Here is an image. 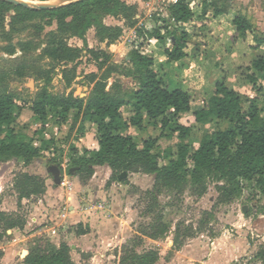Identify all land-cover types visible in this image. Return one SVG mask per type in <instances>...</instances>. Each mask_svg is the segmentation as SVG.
<instances>
[{"label": "trees", "instance_id": "obj_1", "mask_svg": "<svg viewBox=\"0 0 264 264\" xmlns=\"http://www.w3.org/2000/svg\"><path fill=\"white\" fill-rule=\"evenodd\" d=\"M197 1L178 0L177 3L161 5L162 11L153 18L156 26H139L138 8L127 0H82L60 9L42 11L0 0V44L8 42L3 51L9 56L18 52L28 55L38 50V44L32 40L14 43L15 35L19 36L31 28V25H26L30 17L41 16L50 24L56 22L58 29L49 34L41 53V58L48 61L47 67L39 73L41 80L51 83L53 76L60 71L66 89H71L77 78L75 64L84 56L85 50L100 70L106 68L101 77L96 74L88 77V84H93L88 97L75 96L74 91L68 95H54L44 88L30 109L35 123L42 126V133L50 121L61 127L72 119L74 124L70 134L78 123L80 135L85 133L87 123L96 127L98 150L84 149L81 152L75 145L70 146L68 172L74 169L82 184L93 178L96 167L111 170L108 186L113 182L128 184V178L120 181L123 173L145 174L154 178L153 188L141 192L148 201L146 213L153 215L155 221L141 236L130 241L134 245L122 247L119 264H158L160 253L157 249L140 253L137 248L144 238L157 241L168 232L159 201L163 191L189 192L191 197L201 199L209 192L210 185L215 184L220 204H227L241 198L249 185L264 196V55H255L247 69V80L256 91V97L229 88L226 78H222L216 81L210 99L195 109L193 94L181 88L170 89L163 75L155 69L154 55L145 53L143 44L134 49L130 59L125 61L130 65L127 71L113 63L108 50L88 49L87 35L92 29L96 39L101 44L107 43L108 49L120 40L124 29L104 23L105 18L113 17L124 21L125 27L136 29L138 37L145 42L157 40L168 61L179 62L187 57L186 49L192 42V34L185 25L199 22L200 31L206 30L209 9L215 16L234 13L233 25L239 35L245 37L248 32L253 33L258 43L256 49H264V35L255 31L242 11H235L236 0H203L198 15L195 12ZM10 10L16 15L8 32L5 19ZM72 38L82 40L84 48L71 46L69 40ZM24 74L20 69L18 76L23 77ZM113 77L115 81L108 90L109 79ZM123 78H130L136 89L125 90ZM124 108L131 109L127 117ZM22 111L14 93L0 91V169L11 162L30 166L36 160L47 158L49 153L52 156L48 158V166H58L63 173L62 163L57 159L60 141L42 139L41 146L36 147L35 140L16 127L17 117ZM188 114L193 116L192 124L183 122ZM210 125L216 128L195 138V126L204 129ZM132 128L141 132L152 128L160 134L140 139L130 132ZM172 136L179 140L176 149L163 151L160 140ZM13 186L19 205L25 199L45 195L48 190L46 179L27 172L17 174ZM2 222H5V233L25 226L24 221L0 211ZM78 234L85 235L87 231L81 230ZM3 236L0 234V241ZM179 238L177 233L175 246L179 244ZM71 252L72 247L67 243L56 245L50 239L38 236L24 263L76 264ZM86 255L82 254V257H88ZM3 256L4 252L0 250V259ZM258 257L264 263V246Z\"/></svg>", "mask_w": 264, "mask_h": 264}, {"label": "rangeland", "instance_id": "obj_2", "mask_svg": "<svg viewBox=\"0 0 264 264\" xmlns=\"http://www.w3.org/2000/svg\"><path fill=\"white\" fill-rule=\"evenodd\" d=\"M127 2L137 6L138 15L142 18L140 21L148 25H150L148 22L157 13H160L159 4L162 3L160 0H139V2L127 0ZM234 4L235 11H242L254 25L255 31L264 35V0H236ZM15 15L13 10H10L6 15L5 26L8 32L11 31V22ZM104 22L110 25L119 23L112 17L105 18ZM26 25H31V28L19 36L15 35L14 43L20 40H32L38 44V50L28 55L18 52L14 56H9L3 51V47L7 46L8 42L0 44V91L14 93L19 106L23 108L22 113L17 117L16 127L18 131L34 140H40L43 137V128L40 124L35 123L33 113L30 110V106L37 95L44 88H48L54 95H67L74 91L76 96L86 98L92 90V86L88 85V75L98 71L99 77H101L105 74L106 68L98 70L91 58L88 60L85 58L78 61L80 63L78 79L71 90L66 89L60 72L53 76L51 83H46L45 80L39 78V73L48 65V61L41 58V53L48 41L49 34L57 31V24L56 22L50 24V21L41 16H32L26 20ZM250 34L254 36L253 33ZM94 35H96L95 30L92 29L87 35V43L90 47L100 50L102 44L94 38ZM142 43L143 41L135 38V33L128 29L120 40L108 50L112 54L114 63L127 71L130 65H127L125 61L130 59V53ZM69 44L77 46L82 45V42L79 39H70ZM231 45L232 43L228 42L227 47L232 48ZM144 46L147 48L148 44L144 42ZM250 50H252V58H254L255 51L258 50L252 48ZM20 69L25 73L23 77L18 76ZM241 70L244 72L246 68H241ZM161 74L170 89L178 87L184 89L181 84L174 83L169 74L162 72ZM223 75L222 73L219 79L224 77ZM111 81L113 82V80ZM31 83L32 87L29 86ZM123 83L129 89L135 87L130 78L124 79ZM242 85L240 83L238 88L241 89L242 94L250 97L257 96L256 91L252 90L251 87L246 88ZM192 94L196 109L201 106L202 100L198 98L195 91H192ZM123 111L127 116L129 113L127 108ZM192 121V114L186 115L183 119L185 124H192ZM73 124L74 122L70 121L58 131L55 123L50 121L46 128L50 137L60 138L57 159L62 163L64 169L62 178L65 180L68 178L67 181L71 184V189L61 185L56 187L54 177L49 172L48 158L52 156L49 153L46 154L47 158L36 160L30 166L11 162L1 167L0 190L3 191L1 195H3V200L7 205L8 211L6 213L22 221H27L26 217L30 215L39 216L43 222L41 226L32 224L29 230L22 234H11L13 231L5 233V222L0 223V234L4 235L0 241V250L4 252L3 259H6L5 262L0 259V264H25L24 259L27 256L25 251H30L38 236H44L56 245L61 243L70 245L72 247L71 255L76 264H119L122 247L134 245L130 241L141 236L148 226L155 221L153 215L146 213L148 201L141 192L153 188L154 178L152 176L129 174L127 177L128 184L121 183L120 186L111 189V187H107L106 183H102L105 176L103 170H100L94 182L91 183L90 181V186L84 190L81 185L85 186L86 184L81 183L75 171L73 173L68 172L70 146L77 145L75 140L80 135L78 132L79 123L76 124L74 131L70 134ZM215 128L214 125L204 129L195 126V138L198 139L206 130L211 131ZM88 132H91L90 142L95 141L94 130L89 127ZM158 134L160 132L150 129L149 132L139 137L140 139H148L150 135L157 136ZM178 143V138L172 136L160 140L159 145L163 151L175 150ZM92 147L90 144L87 146L82 144L79 149L83 152L85 148L92 149ZM21 172L38 175L46 180L50 179L51 192L49 197L51 201L49 204L46 203L45 208L37 210L29 204L25 206L17 204L12 185L15 176ZM100 186H102L101 193L98 189ZM72 189L75 192L74 204L79 211L76 220L69 216L70 207L73 204L68 201L69 194L67 192H71ZM159 201L169 228L168 232L157 241L144 238L143 243L137 248L140 253L157 249L160 253L158 264H257L258 261L263 263L258 257V253L264 246V210H262V208L264 209V196L260 194L258 189L248 185L241 198L227 204H220L219 192L215 184L210 185L209 192L201 199L191 197L189 192L176 194L163 191ZM59 215H68V218L64 217L61 220ZM73 223L75 224L73 225ZM41 227L47 229L35 237L27 239L31 233L37 232ZM81 230L87 231V234L79 235L78 232ZM177 233L180 236L178 242L180 245L175 246ZM237 240L241 241L244 256L232 262L231 257L226 256L228 255L227 249H235L234 241ZM261 243L263 244L261 245ZM82 254H87L88 257L83 258Z\"/></svg>", "mask_w": 264, "mask_h": 264}, {"label": "crops", "instance_id": "obj_3", "mask_svg": "<svg viewBox=\"0 0 264 264\" xmlns=\"http://www.w3.org/2000/svg\"><path fill=\"white\" fill-rule=\"evenodd\" d=\"M135 1L139 2V0H135ZM160 1L162 2L159 4L160 6L175 3V0H160ZM202 4H203V0H198L196 2L195 12L197 15L201 13ZM161 11L162 10L160 9V12ZM234 17H235L234 13H231L228 16H226V15L215 16L213 13V10L209 9L208 16H207L208 21H207L206 30L200 31L201 24L199 22H191L189 24H186L185 27H186L187 31L192 34V42L188 45V47L186 49L187 57L185 59L179 61V62H169L167 56L165 55V53L163 51L162 45L157 40H149V41L145 42L143 39L138 37L136 29H134V28H128V29L132 33H135V38H137L140 41L141 40L143 41V43H142L143 45H144V42L148 44L147 48H149V49L145 48V46H144L143 51L145 53H150V54L154 55L155 60H156L155 61V69L157 71H159L160 73L162 72L164 74H166V73L169 74L174 83H179L182 85V87L184 88L183 90L189 91L191 93H192V91H195L198 98L201 99L203 102V101H208L210 99V97L212 96V94L214 93L215 83H216V81L220 80L219 78L221 77L222 73L224 74L223 75L224 77H222V78H226L227 86L229 88L236 90V91L241 93V89H238L239 85L241 83V84H243L242 85L243 87H246V88L251 87L253 90L252 85L247 80V75L249 74L247 69L250 67L251 61L253 59L252 58L253 53H252V50H250V48L256 49L258 47V43L255 41L254 36H252L250 34V32H248V34L245 37H241L239 35V33L237 32V28L233 25ZM137 19L139 20V26H149L148 24H144L142 21H140V19L142 20L141 16L137 15ZM118 22L119 23L116 25H110V24H107L106 22H104V23L107 26H120L124 29V33H126L128 29H127V27H125L124 21L118 20ZM148 23H150V25L152 23V26H156V23L153 21V19H151ZM94 38L96 39L95 35H94ZM74 39L77 40L78 38H72V40H74ZM242 39H243V41H242ZM80 41L82 42L83 46L79 44V45L74 46V47L84 48V42L82 40H80ZM228 42L232 43V45H231L232 48L227 47ZM113 45H111V46H113ZM71 46H73V45H71ZM105 47H107V43H102L101 49L108 50V48L105 49ZM88 49L92 50V49H94V47H90L88 45ZM94 50H96V49H94ZM195 50H196V52H195ZM257 50L258 51H255L256 55L257 54L264 55L263 49L262 50L257 49ZM84 53H85L84 56L79 60H83L85 58H87V60H88V58H91V61L94 62L96 64L98 70H100L98 64L87 53L86 50L84 51ZM113 63H114V60H113ZM117 63H119V61H117ZM79 64H80L79 62H77L75 64V66H77V78H76V80L78 79ZM244 67L246 68V70H244L245 73L243 72V70H241V68H244ZM58 72H60V71H58ZM92 74H96L99 77L98 71L90 73V75H92ZM61 75H62V73H61ZM90 75H88V76H90ZM62 78H63V75H62ZM124 79H126V78H123V80ZM76 80H75V82H76ZM111 80H113V82ZM114 81H115L114 77L109 79L108 90H110ZM88 85L92 86V88H93V84L92 85L88 84ZM123 85H124V83H123ZM134 86L135 87L133 89H129V87L127 85H124V89L130 92V91H133L136 89L135 83H134ZM72 88H73V86H72ZM71 89H67V90H71ZM90 93L88 94V96L90 95ZM124 109H126V108H124ZM127 110L130 112L131 109L127 108ZM124 115L126 116V114H124ZM33 117H34V115H33ZM70 121H73V120L71 119ZM52 123H54V121H52ZM65 125H63V126H65ZM88 125H89V127H91L92 130H94V133H95L93 135L95 136L96 140L93 142H90L91 132H88V129H89ZM55 126L57 127L58 131L61 129V127H63V126L60 127L57 124H55ZM85 126H86L85 133L77 136V138L75 140L77 145H75V146L79 149V147H81L82 144H84L85 146L90 144L93 147H92V149H88V150H98L99 144H98V140H97L98 135H97L96 127L89 124V123H87ZM47 127H48V125H47ZM150 129H152V128H149V131H150ZM58 131H57V133H58ZM130 132L136 136H141V135H144V133H147V132H141L135 128H132L130 130ZM48 133H49V131H48V129H46V131H44L42 133V135H43L42 139H46V140L55 139L57 141L60 139V138L57 139L54 136L50 137L48 135ZM42 139L35 140L34 144L36 147L41 146ZM85 149H87V148H85ZM100 170H103L104 176H105V178L102 180V183H104V184L106 183L107 187H111V189H113L114 187H118L121 185V182H113L110 186H108V183H109L111 176H112V172L107 167H96L95 168V175L90 180L91 183L94 182V180L97 178L98 172ZM133 175H136V174H133ZM139 175H142V174H139ZM128 176H129V174H128ZM144 176H147V175H144ZM67 180H68V178H67ZM49 181H50V179H47L48 191L46 192L45 195L40 196V197H34L30 200L25 199L21 202V205L25 206L26 204H29V205L33 206L34 208H36L37 210L45 208L47 206L46 203L49 204L51 201V199L49 197L50 192H51L50 187H49ZM89 182L85 186L81 185V187L82 188L84 187V190H87V188L90 186ZM12 187L14 188L13 185H12ZM101 188H102V186H100L98 188L100 193H101ZM2 192L3 191L0 190V201H1L0 211L7 212L8 209L6 207L7 205L5 204V202L3 200V195H1ZM13 192L16 194L17 204H18L19 203L18 194L16 193L15 190ZM67 193L69 194L68 201L72 202V204H73V205H71L72 207H70V215L69 216L71 219L73 218L76 220L79 216V211H78V208L74 204L75 192H73V189H72L71 192H67ZM13 210H15V209L13 208ZM245 212H246V210H245ZM64 217L68 218V215H62V216L59 215V219H61V220L64 219ZM26 220L27 221H24L25 226L22 229L10 230V231H13V232H11V234L25 233V232H27V230H29V228H30V226H32V224H38V226H41V223L43 222V219H41L39 216H34V215H30V216L26 217ZM74 224L75 223H73V225ZM46 229H47L46 227H41L37 232L31 233L29 235V237H27V239L35 237L37 234L45 231ZM243 233H245V231H243ZM226 238H227V236H226ZM225 240H227V239H225ZM234 243H235V249H230V248L227 249L228 255H226V256L231 257L232 262L234 260H237L240 257L244 256L243 251L241 249V241L237 240V241H234ZM262 244L263 243H261V245ZM25 253H26V255H28L29 251H25ZM3 258H4V256H3ZM3 260L2 261L5 262L6 259H3ZM257 264H264V263H261L258 261Z\"/></svg>", "mask_w": 264, "mask_h": 264}, {"label": "water", "instance_id": "obj_4", "mask_svg": "<svg viewBox=\"0 0 264 264\" xmlns=\"http://www.w3.org/2000/svg\"><path fill=\"white\" fill-rule=\"evenodd\" d=\"M8 3H11L15 6H21L29 10L33 11H42V10H56L68 6L72 3L82 1V0H52V1H44V2H30L29 0H2ZM245 15V14H244ZM262 37V36H260ZM32 87V83L29 85ZM74 169H71L70 173H73ZM49 172L54 177V183L57 187H59L62 183V171L58 166L49 167ZM128 177V173H123L120 178V181L126 179Z\"/></svg>", "mask_w": 264, "mask_h": 264}, {"label": "built area", "instance_id": "obj_5", "mask_svg": "<svg viewBox=\"0 0 264 264\" xmlns=\"http://www.w3.org/2000/svg\"><path fill=\"white\" fill-rule=\"evenodd\" d=\"M177 1L178 0H175V3H177ZM61 186H63V187H66V188H70L71 189V184L70 183H68V181L67 180H65V178L62 180V183H61Z\"/></svg>", "mask_w": 264, "mask_h": 264}]
</instances>
